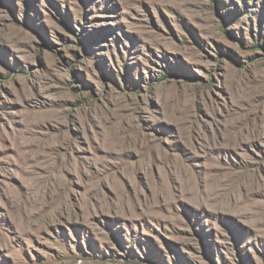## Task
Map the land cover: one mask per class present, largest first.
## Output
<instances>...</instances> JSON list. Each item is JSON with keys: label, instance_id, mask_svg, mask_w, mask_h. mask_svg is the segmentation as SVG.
<instances>
[{"label": "rangeland", "instance_id": "rangeland-1", "mask_svg": "<svg viewBox=\"0 0 264 264\" xmlns=\"http://www.w3.org/2000/svg\"><path fill=\"white\" fill-rule=\"evenodd\" d=\"M0 264H264V0H0Z\"/></svg>", "mask_w": 264, "mask_h": 264}]
</instances>
